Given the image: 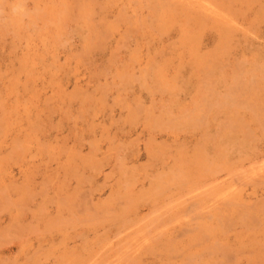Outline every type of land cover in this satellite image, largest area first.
Listing matches in <instances>:
<instances>
[{"label": "rangeland", "instance_id": "obj_1", "mask_svg": "<svg viewBox=\"0 0 264 264\" xmlns=\"http://www.w3.org/2000/svg\"><path fill=\"white\" fill-rule=\"evenodd\" d=\"M0 264H264V0H0Z\"/></svg>", "mask_w": 264, "mask_h": 264}, {"label": "bare ground", "instance_id": "obj_2", "mask_svg": "<svg viewBox=\"0 0 264 264\" xmlns=\"http://www.w3.org/2000/svg\"><path fill=\"white\" fill-rule=\"evenodd\" d=\"M150 1V0H149ZM157 1V0H156ZM165 1V0H164ZM173 3V2H172ZM181 3V2H180ZM190 3V2H189ZM163 4V3H162ZM203 5V4H202ZM206 5V4H205ZM151 8V7H150ZM154 8V7H153ZM14 9V8H13ZM171 9V8H170ZM172 9H173V7H172ZM182 10V9H181ZM23 11V10H22ZM154 11V10H153ZM169 12H171V11H169ZM218 12V11H217ZM157 14V13H156ZM200 14V13H199ZM90 16V15H89ZM189 16V15H188ZM220 16V15H219ZM91 17V16H90ZM206 17H209V16H206ZM204 19V18H203ZM187 20V19H186ZM230 20H232V19H230ZM3 23V22H2ZM188 31V30H187ZM87 33V32H86ZM105 34V33H104ZM107 34V33H106ZM99 35V34H98ZM98 40V39H97ZM226 43V42H225ZM66 44V43H65ZM97 44V43H96ZM220 51V50H219ZM218 51V52H219ZM155 55V54H154ZM208 62V61H207ZM206 70V69H205ZM206 72V71H205ZM198 73V72H197ZM259 73V72H258ZM145 74V73H144ZM203 79V78H202ZM201 81V80H200ZM251 108V107H250ZM169 111V110H168ZM171 112V111H170ZM185 114V113H184ZM189 115V114H188ZM237 117V116H236ZM193 118V117H192ZM260 122V121H259ZM245 134V133H244ZM212 140V139H211ZM252 141V140H251ZM221 150V149H220ZM239 152V151H238ZM211 158V157H210ZM184 161V160H183ZM192 161V160H191ZM210 163V162H209ZM223 166V165H222ZM219 174V173H218ZM238 174V173H237ZM179 175V174H178ZM158 179H159V177H157ZM176 179V178H175ZM178 180V179H177ZM164 182V181H163ZM158 189V188H157ZM156 189V190H157ZM209 200V199H208ZM231 205V204H230ZM196 206V205H195ZM234 206H235V204H234ZM243 208H244V206H243ZM248 209V208H247ZM225 211V210H224ZM207 213V212H206ZM221 214V213H220ZM193 215H194V213H193ZM197 216V215H196ZM195 216V217H196ZM204 217V216H203ZM194 218V217H193ZM225 218V217H224ZM223 218V219H224ZM220 218H218V220H219ZM227 220H229V219H227ZM220 221V220H219ZM222 222V221H221ZM234 224V223H233ZM253 225V224H252ZM220 226V225H219ZM228 227H229V224H228ZM196 228V227H195ZM223 228V227H222ZM215 229V228H214ZM227 229V228H226ZM198 230V229H197ZM161 236V235H160ZM180 237V236H179ZM159 238V237H158ZM175 238V237H174ZM224 245V244H223ZM170 246V245H169ZM221 248V247H220ZM223 248V247H222ZM202 252V251H201ZM238 253V252H237ZM170 254V253H169ZM221 254H222V252H221ZM260 254V253H259ZM198 256V255H197ZM229 258V257H228ZM130 260V259H129Z\"/></svg>", "mask_w": 264, "mask_h": 264}]
</instances>
